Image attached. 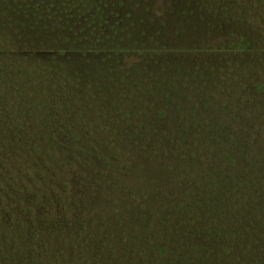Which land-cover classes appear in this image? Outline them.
<instances>
[{"label": "rangeland", "instance_id": "rangeland-1", "mask_svg": "<svg viewBox=\"0 0 264 264\" xmlns=\"http://www.w3.org/2000/svg\"><path fill=\"white\" fill-rule=\"evenodd\" d=\"M149 1L161 7L155 8L154 26L150 23L146 28H156L164 37L158 45L145 41L146 37L137 38L141 19H132L130 7L126 9L127 22L133 24L126 30L127 45L134 52L129 61L141 72H131L129 80L117 87L105 83L107 76H94V83L77 76L58 81L59 76L28 74L23 66L12 74L13 64L0 63V128L11 129L15 139L35 145L47 141L40 127L48 125L56 140L72 150L78 148L75 129L83 127L87 136L80 140L84 144L107 143L126 152L125 169L114 164L110 165L114 168L106 167L109 179L126 173L133 177L130 171L139 162L153 163L147 167L152 173L163 165L171 176L166 191L176 189L183 197L171 196L174 203L168 207L164 200L169 196L160 183L145 186L152 191L135 197L140 207L121 197L122 218L132 229L150 225L143 227L150 233L171 227L181 214L172 206L181 205L187 192L206 188L219 193L232 190L234 199L248 206L245 210L264 221V58L239 52L224 55L225 51L215 49L222 41L218 34H242L263 48L264 0ZM149 16L142 21L148 23ZM17 48V52L0 48V55L45 54L41 47ZM138 54L154 64L152 68L141 65ZM93 70L99 75L104 72ZM107 86L116 98L109 96ZM2 149L4 159L7 155ZM2 167L11 181L18 175L8 163ZM177 181L181 183L174 185ZM145 184L136 177L130 181L136 188ZM3 189L0 182V192ZM36 197L35 205H39ZM12 212L0 201V216L6 222L13 218ZM137 230L136 241L143 248L153 247L140 237L146 233ZM41 260L35 258L36 264H42Z\"/></svg>", "mask_w": 264, "mask_h": 264}, {"label": "trees", "instance_id": "trees-1", "mask_svg": "<svg viewBox=\"0 0 264 264\" xmlns=\"http://www.w3.org/2000/svg\"><path fill=\"white\" fill-rule=\"evenodd\" d=\"M128 7L132 19H141L136 37L158 45L164 33L146 27L154 26L155 8L161 5L149 0H0V48L41 47L45 52L24 58L0 55V63L13 64L12 74L23 66L28 74L59 76L58 81L77 76L90 83L94 76H107L105 83L117 87L132 73L141 72L129 61L134 52L131 54L126 40V30L133 27L127 22ZM149 13L148 23L142 21ZM218 35L221 47L215 49L225 51L224 55L239 52L264 58V47L242 34ZM136 58L149 69L154 65L142 54ZM94 68L104 72L99 75ZM108 88L109 96L116 98L113 88ZM6 119L5 113L3 123ZM41 129H45L47 141L31 145L15 139L13 130L0 128V151L4 148L7 155L2 159L0 154L1 167L8 163L18 173L11 181L3 167L0 169L4 188L0 201L2 207L13 210V218L7 222L0 216V264H36L39 257L42 264H264V221L245 210L248 206L234 199L232 190L187 192V197L180 198L181 205L172 206L181 210L174 225L150 233L143 230L150 225L132 229L122 218L121 197L140 207L135 197L149 194L152 190L144 187L156 183L169 196L164 200L168 207L174 203L171 196L183 197L176 189L166 191L171 179L166 168L162 165L152 173L147 167L153 163L139 162L130 171L133 177L126 173L109 179L106 167L121 165L125 169L123 149L107 143L84 144L80 140L87 136L83 127L75 129L78 148L66 149L56 140L52 127ZM134 177L147 184L131 186ZM36 195L39 205H35ZM137 229L146 233L140 237L153 247L143 248L136 241Z\"/></svg>", "mask_w": 264, "mask_h": 264}]
</instances>
